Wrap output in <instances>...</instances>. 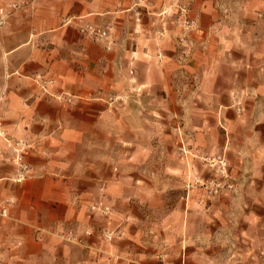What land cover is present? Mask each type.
Segmentation results:
<instances>
[{
  "label": "crops",
  "instance_id": "obj_1",
  "mask_svg": "<svg viewBox=\"0 0 264 264\" xmlns=\"http://www.w3.org/2000/svg\"><path fill=\"white\" fill-rule=\"evenodd\" d=\"M123 3L51 0L40 8L36 1L2 22L0 126L9 138L34 146L24 155L32 176L19 184L11 180L18 169L0 164V206L15 200L8 217L0 218V264H203L196 238L186 252L184 241L173 244L180 230L143 228V216L133 211L140 190L156 188L147 175L154 169L144 170L139 161L153 156L144 127L153 125L150 114L158 106L168 119L172 108L183 112L173 133L178 163L165 166V173L186 187L188 150L194 178L202 179L203 142L210 140L211 155L227 158L231 168L228 204L249 206L244 219L264 237V34L258 31L264 20L250 24L257 32L240 34L234 30L246 23L201 8L185 54L190 63L182 66L175 42L167 34L156 38L154 10L139 19L134 6ZM252 6L264 8V0ZM67 17L115 20L110 50L81 35L78 23H65ZM219 135L223 144L215 148ZM193 192L201 204L202 189ZM93 203L110 206L112 214L92 215L87 207ZM58 225L91 235L81 246L64 243Z\"/></svg>",
  "mask_w": 264,
  "mask_h": 264
},
{
  "label": "rangeland",
  "instance_id": "obj_2",
  "mask_svg": "<svg viewBox=\"0 0 264 264\" xmlns=\"http://www.w3.org/2000/svg\"><path fill=\"white\" fill-rule=\"evenodd\" d=\"M36 1L40 8H44L48 6L51 0H0V8H5L3 10L7 12L6 17L1 20L0 27L4 20L16 13L23 12L24 8H34ZM252 1L123 0V6L125 7L127 4L134 6L135 16L139 19L150 8L153 9L155 13L153 17L160 26V29L155 30L156 38H162L167 34L166 36L175 42V51L178 55L176 63L183 66L190 63L185 60V54L192 49L189 35L197 27L201 8H213V11L221 20L246 23L248 27H240L234 30L243 34L249 31L257 32V29H250V24L264 20V8H253ZM64 22L68 24L78 23L77 29L81 35L95 42L104 43L107 50H110L113 45V37L116 31L115 20L101 23H83L81 19L67 17ZM85 26H90L96 31L101 30V32H105V35L97 38L82 32L81 29ZM258 31L264 34V27ZM181 55L183 58L180 59ZM187 73L189 74V72ZM188 111H190L188 116L194 117V111ZM163 113H165V119L162 117ZM180 113L183 112L177 108H172L168 119V111L158 106L154 113L150 114L153 119L152 122H154L153 125L146 124L144 127L147 135L153 138L145 143L150 145V148L154 151L152 157H149L147 161L146 157L141 158L139 164L146 171L154 169V173L147 175L154 181L156 188L140 190L138 203L133 206V211L143 216L142 222H139L140 226L156 231L180 230L181 236L173 237V244L176 240L179 241L178 239L184 241L183 245L186 252L189 249L193 250L196 238L197 243L202 246L203 264H264V237L256 235V231H253V233L250 228L252 223L246 220L247 217L244 219L243 214H248L251 211L249 206L228 204L226 192L234 189L232 186L233 180L230 177L231 168L227 158L211 155L210 140L203 142L204 152L203 157L200 158L203 172L202 179L197 178L195 180L194 178V157H191L188 150L187 166L189 170L186 174V187H179L177 175L165 173V166L178 163V154L173 150L177 149L179 144L174 138L179 129L178 119ZM169 120L170 124H168ZM153 133L156 135H153ZM169 133L172 134V139L166 137ZM221 136L219 135L218 140L214 142L215 148L221 147L223 144ZM187 143L188 148L192 149V144ZM33 146L34 142H31V140L9 138L3 133L2 126H0V164L10 163L18 169L11 178L16 184L32 176V167L24 162V155ZM168 151L171 152L168 153ZM169 177H173L175 180L166 182L165 179H169ZM195 186L202 189L203 199L201 204H195L194 202L195 195L193 191ZM189 191H192V193ZM13 204H15V200L11 197L4 205L0 206V218L8 217V210ZM105 207L108 209L107 212H103ZM87 208L92 215L103 218H107L113 212L110 206L99 203H93ZM3 210L6 211V216L2 215ZM236 211L238 214H236ZM254 224L257 228L258 224L256 222ZM78 229V226L74 225H58L56 236L61 242L81 246L85 237L90 236L91 233L89 230H84L83 234H80ZM218 229L220 235L216 234ZM200 234L201 237H199ZM104 235L107 241L113 240L111 232H104ZM217 259L218 263H216ZM108 260L115 263L119 259L111 253L108 255ZM151 263L158 264V259H154ZM186 264H189V262Z\"/></svg>",
  "mask_w": 264,
  "mask_h": 264
},
{
  "label": "built area",
  "instance_id": "obj_3",
  "mask_svg": "<svg viewBox=\"0 0 264 264\" xmlns=\"http://www.w3.org/2000/svg\"><path fill=\"white\" fill-rule=\"evenodd\" d=\"M6 15H7L6 10H1L0 11V23H1V20H3V18L6 17ZM81 31L82 32H86L89 35H93L94 37H97V38L103 37L105 35V32H101V30L96 31L90 26H85L84 28L81 29ZM107 210L108 209L105 207L103 212H107ZM2 215L6 216V211L5 210L2 211Z\"/></svg>",
  "mask_w": 264,
  "mask_h": 264
}]
</instances>
